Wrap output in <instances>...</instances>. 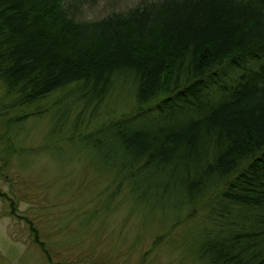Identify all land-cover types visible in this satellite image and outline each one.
<instances>
[{"label": "trees", "instance_id": "obj_1", "mask_svg": "<svg viewBox=\"0 0 264 264\" xmlns=\"http://www.w3.org/2000/svg\"><path fill=\"white\" fill-rule=\"evenodd\" d=\"M88 4L0 0L5 163L21 160L34 119L41 151L93 147L113 172L106 206L137 214L154 247L264 264V0H139L84 19ZM124 82L132 106L99 110Z\"/></svg>", "mask_w": 264, "mask_h": 264}, {"label": "rangeland", "instance_id": "obj_2", "mask_svg": "<svg viewBox=\"0 0 264 264\" xmlns=\"http://www.w3.org/2000/svg\"><path fill=\"white\" fill-rule=\"evenodd\" d=\"M138 1L90 0L81 17H103ZM129 88L125 82L117 85L97 108L118 114L132 106ZM31 121L19 139L25 148L20 161L5 163L7 143L0 140V264H199L166 243L154 247L156 231L145 232L140 217L129 216L124 205L106 206V178L113 172L96 166L91 145L52 147L50 155L38 147L46 128ZM3 131L0 127L1 135ZM29 146H36L33 153ZM65 160L71 164H62ZM20 215L34 222L51 257ZM162 228L157 233H164Z\"/></svg>", "mask_w": 264, "mask_h": 264}]
</instances>
